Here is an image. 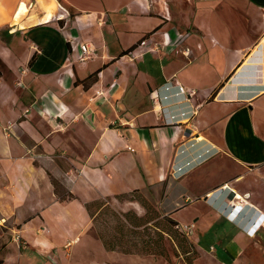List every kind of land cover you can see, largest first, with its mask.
Returning <instances> with one entry per match:
<instances>
[{
	"label": "crops",
	"instance_id": "obj_1",
	"mask_svg": "<svg viewBox=\"0 0 264 264\" xmlns=\"http://www.w3.org/2000/svg\"><path fill=\"white\" fill-rule=\"evenodd\" d=\"M146 34L164 48L122 55ZM168 81L186 94L155 101ZM210 171L228 176L207 186ZM134 191L194 225L192 264H264V0H0V264L133 257L81 252L87 204Z\"/></svg>",
	"mask_w": 264,
	"mask_h": 264
},
{
	"label": "rangeland",
	"instance_id": "obj_2",
	"mask_svg": "<svg viewBox=\"0 0 264 264\" xmlns=\"http://www.w3.org/2000/svg\"><path fill=\"white\" fill-rule=\"evenodd\" d=\"M177 1L180 4H185V0ZM227 176L226 172L211 173L210 171L205 177L204 184L213 185L217 181L224 180ZM100 204V210L97 205L92 208L95 213L97 212L90 233L94 242L90 243L89 249L81 252L83 256L88 255L89 258L90 254L95 252L100 258L107 260L101 251L104 239L117 247L116 250L111 251L124 253L122 249H128L133 252L125 253L133 255V257H118L109 260L108 264H188L196 257L192 247L188 245V242L193 243L192 235L182 234L179 228L156 213L152 209L154 207L152 201L143 193L133 192L116 199L109 198L102 200ZM228 211L230 210L228 209ZM237 211H233L232 215H236ZM261 222L262 218L260 217L259 223ZM221 237L224 242H227L228 238L224 240V236ZM215 241L218 242V239L213 238L210 241L208 237L201 246L207 250L209 244ZM147 242L151 248L161 249L164 247L166 253L164 255L147 254ZM217 249H221V246L217 245ZM187 250L189 251L185 252ZM137 257H144L145 260ZM207 259L208 256L205 254L203 261L205 262ZM89 263L92 264L91 261ZM83 264H87V262L83 261Z\"/></svg>",
	"mask_w": 264,
	"mask_h": 264
},
{
	"label": "built area",
	"instance_id": "obj_3",
	"mask_svg": "<svg viewBox=\"0 0 264 264\" xmlns=\"http://www.w3.org/2000/svg\"><path fill=\"white\" fill-rule=\"evenodd\" d=\"M168 35L169 34L166 33V36H168ZM177 37H178V39L174 42L173 45L175 46V48H177L176 51L178 52V51H180V49H178V48L181 47L180 45H181L182 41L184 40L185 35L179 34ZM74 38L75 37L70 35V39H71L73 48H75V45L73 44ZM78 47L80 48V53L77 57L78 61L84 62V61L88 60L89 58H91L94 49L89 43L82 42V43H80V45H78ZM163 48H164L163 45H161L160 43H158V42L153 43L151 41V39L146 37V38L141 39V41L139 43H137L136 47L133 50H131L128 53V55L130 56L131 59H133L135 56L142 55V54L147 53V52L160 51ZM181 51L186 57H189L192 53L190 48H186V49L181 50ZM168 93H174L173 95L176 97H180L182 95L184 96L186 94L185 88L183 87V85L179 81H168L167 83L162 85L159 89H156L155 91H153V95H152L153 97L152 98L155 101H157V100L159 101L160 99L167 101L170 99L169 98L170 95ZM175 104H173V105H175ZM26 111L28 112V109ZM180 113H181V115L186 114L185 112H180ZM177 116L178 115H176V114H172L170 117V120L175 121ZM185 146L186 145L184 143L181 144V146L179 147L180 149H179L178 153H184L185 152ZM178 156L174 162V169H175L176 173L181 174L182 172L185 171L186 168H189L191 166L192 162L187 161L184 165H181L180 163H178V159H179ZM234 204L235 203L233 201H231L228 204V207L225 208V210L228 211L229 207H233V208L236 207V205H234ZM262 215L263 214L260 213L253 222L251 221L250 217L248 218L247 221L250 222V225L247 226V230L249 233H255L259 229L261 223L263 222V216ZM260 217L262 218L261 223H259ZM193 226L194 225H186V226L178 225L177 228H179L187 236H190L192 233Z\"/></svg>",
	"mask_w": 264,
	"mask_h": 264
},
{
	"label": "trees",
	"instance_id": "obj_4",
	"mask_svg": "<svg viewBox=\"0 0 264 264\" xmlns=\"http://www.w3.org/2000/svg\"><path fill=\"white\" fill-rule=\"evenodd\" d=\"M149 34H146L143 38H146L148 37ZM142 38V39H143ZM141 40H139L140 42ZM136 47L135 46H132L131 48H129L128 50L124 51L122 53V55H125V54H128L131 50H133L134 48ZM96 76H97V72L93 73V74H90L86 79L84 80H81L80 82H84L85 84H88L89 82H93L95 79H96ZM51 179H52V183L55 187V193L57 194V196L59 197V199L61 200H68L70 199L73 195L71 194V192L56 178H54L53 176H51ZM134 192H138V191H134ZM133 193V192H132ZM131 194V193H130ZM127 195V194H125ZM121 196H124V195H121ZM120 196H117L116 198H118ZM109 199L108 198H101V199H98V200H95L89 204H87V208L89 209L90 213H91V216L93 217V223L95 221V218H96V215H97V212L95 213L92 208L93 206H96L97 205V208L98 210H100V206H101V202L102 200H107ZM154 205V204H153ZM156 213H158L161 217H163L166 221H168L170 224H172L173 226L177 227L178 226V222L175 221L174 219L168 217V216H163V214H161V212L155 207L152 208ZM137 216V215H136ZM138 217V216H137ZM137 226V225H136ZM182 232V231H181ZM184 232H182L183 234ZM185 234V233H184ZM186 235V234H185ZM187 236V235H186ZM164 236L162 235V238ZM103 243H104V246L107 250H116V246L113 245V244H110V242L106 241L103 239ZM188 245H190V247H192V250H193V253H195V255H197V251H196V248L194 246L193 243L191 242H188ZM146 252L147 254H160V255H164L166 253L164 247H162L161 249H156V248H151L149 243L147 242V245H146ZM124 253H133L132 251L128 250V249H122ZM189 250L185 251V252H188ZM193 260L188 262V264H192Z\"/></svg>",
	"mask_w": 264,
	"mask_h": 264
},
{
	"label": "bare ground",
	"instance_id": "obj_5",
	"mask_svg": "<svg viewBox=\"0 0 264 264\" xmlns=\"http://www.w3.org/2000/svg\"><path fill=\"white\" fill-rule=\"evenodd\" d=\"M229 212V211H228ZM233 213V212H232Z\"/></svg>",
	"mask_w": 264,
	"mask_h": 264
}]
</instances>
